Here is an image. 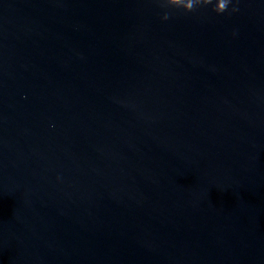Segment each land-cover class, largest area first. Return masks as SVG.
<instances>
[{"label": "water", "instance_id": "obj_1", "mask_svg": "<svg viewBox=\"0 0 264 264\" xmlns=\"http://www.w3.org/2000/svg\"><path fill=\"white\" fill-rule=\"evenodd\" d=\"M0 264H264V0H0Z\"/></svg>", "mask_w": 264, "mask_h": 264}]
</instances>
